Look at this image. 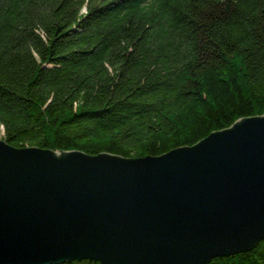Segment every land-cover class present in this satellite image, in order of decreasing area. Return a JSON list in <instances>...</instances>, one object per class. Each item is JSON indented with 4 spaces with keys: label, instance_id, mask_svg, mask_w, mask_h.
<instances>
[{
    "label": "trees",
    "instance_id": "obj_1",
    "mask_svg": "<svg viewBox=\"0 0 264 264\" xmlns=\"http://www.w3.org/2000/svg\"><path fill=\"white\" fill-rule=\"evenodd\" d=\"M262 112L264 0H0L14 146L159 154ZM208 264H264V238Z\"/></svg>",
    "mask_w": 264,
    "mask_h": 264
},
{
    "label": "water",
    "instance_id": "obj_2",
    "mask_svg": "<svg viewBox=\"0 0 264 264\" xmlns=\"http://www.w3.org/2000/svg\"><path fill=\"white\" fill-rule=\"evenodd\" d=\"M264 238V112L124 156L0 139V264H208Z\"/></svg>",
    "mask_w": 264,
    "mask_h": 264
}]
</instances>
